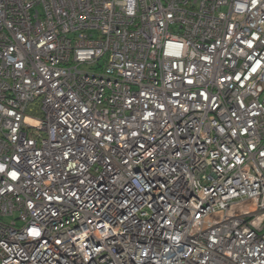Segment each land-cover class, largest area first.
Instances as JSON below:
<instances>
[{"label": "built area", "instance_id": "2783aa9c", "mask_svg": "<svg viewBox=\"0 0 264 264\" xmlns=\"http://www.w3.org/2000/svg\"><path fill=\"white\" fill-rule=\"evenodd\" d=\"M0 264H264V0H0Z\"/></svg>", "mask_w": 264, "mask_h": 264}]
</instances>
